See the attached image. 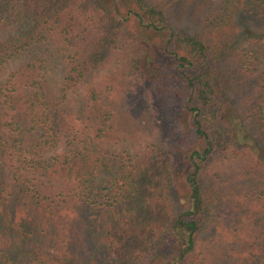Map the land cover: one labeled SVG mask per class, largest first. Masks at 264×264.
<instances>
[{"label": "trees", "instance_id": "trees-1", "mask_svg": "<svg viewBox=\"0 0 264 264\" xmlns=\"http://www.w3.org/2000/svg\"><path fill=\"white\" fill-rule=\"evenodd\" d=\"M0 264H264V0H0Z\"/></svg>", "mask_w": 264, "mask_h": 264}, {"label": "rangeland", "instance_id": "rangeland-1", "mask_svg": "<svg viewBox=\"0 0 264 264\" xmlns=\"http://www.w3.org/2000/svg\"><path fill=\"white\" fill-rule=\"evenodd\" d=\"M20 62L18 61L16 63V65L11 64L10 68H14L15 66H17ZM53 79L55 80L56 78H59L60 73L58 72V69L56 67H54L53 69ZM55 74V75H54ZM172 103V102H171ZM176 107V106H175ZM170 107H168L169 109ZM172 110V108H171ZM151 122H157L156 118L151 119ZM184 123V122H182ZM150 127H154V126H150ZM147 139H143L141 140V142H139V144H127V148L129 152H135V150H138L140 148H142L144 146V142H146ZM149 142V141H147ZM186 170V167L184 165L179 164L177 166V170H176V183L174 185V194H175V200L177 201V205L178 208L184 207V195L186 193V187H185V183H184V171ZM213 173H215L217 176H220L222 180H226L227 182V161L221 164V167L217 170H215Z\"/></svg>", "mask_w": 264, "mask_h": 264}]
</instances>
